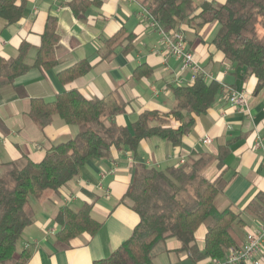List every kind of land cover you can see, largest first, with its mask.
<instances>
[{
    "label": "crops",
    "instance_id": "1",
    "mask_svg": "<svg viewBox=\"0 0 264 264\" xmlns=\"http://www.w3.org/2000/svg\"><path fill=\"white\" fill-rule=\"evenodd\" d=\"M15 1L17 4L25 2L26 8L15 24L9 25L0 18V56L16 57L21 44L27 42L33 47L27 62L33 64L47 21L55 17L60 37L55 48L58 65L50 70L33 68L2 90L0 117L10 132L5 135L0 131V177L9 164L24 165L27 159L41 162L53 146L79 133L78 126L66 124L58 115L51 124L40 129L28 115L32 100L51 103L69 90H77L93 100L115 93L125 104V112L114 117L113 122L132 130L146 111L170 113L174 107L173 90L192 84L189 72L182 71L181 61L160 53L161 38L149 26L143 13L145 6L139 0H97L100 5L90 6L80 17H76L69 6L71 0ZM204 1L225 4L227 0ZM219 28L218 23H213L199 30L187 24H181L178 29L184 32L190 49L197 54L205 71L222 85L214 105L206 115L196 118L194 130L184 137L182 144L174 147L153 137L140 144L136 156L125 149L113 148L106 158L91 159L81 168L79 176L59 192L46 191L41 199L35 198L30 203L34 220L18 243L16 259L26 250L31 253L27 264H94L110 257L132 237L140 222L131 201H124L137 167L165 170L182 166L194 155L197 158L207 154L215 159L204 171L208 180L223 178L228 182L225 195L217 200V205L220 210L231 207L245 221L244 228L234 227L239 245L244 244L248 232L264 224L263 216L247 209L258 194H264V90L256 93L257 78L249 76L246 68L227 60L212 44ZM120 31L135 35L133 50L124 53L128 45L124 41L106 59V42ZM259 33L264 38V27L259 28ZM80 61L90 62L91 71L64 85L59 73ZM142 65L151 67L152 73L137 79L134 74ZM177 79L182 84L179 85ZM230 89L246 93V111L228 102ZM166 120L178 126L172 117ZM104 123L110 125L111 122L106 119ZM206 136L212 139L211 145L202 143ZM259 141L261 146H257ZM225 149L228 153L220 169ZM86 203L93 206L91 216L102 224L100 230L94 236L84 233L68 243H57L60 228L56 218L60 211L69 207L77 212ZM203 226L196 233L201 250L207 233ZM181 247L177 239H168L155 251L153 264H193L188 254L180 251Z\"/></svg>",
    "mask_w": 264,
    "mask_h": 264
},
{
    "label": "trees",
    "instance_id": "2",
    "mask_svg": "<svg viewBox=\"0 0 264 264\" xmlns=\"http://www.w3.org/2000/svg\"><path fill=\"white\" fill-rule=\"evenodd\" d=\"M139 1L165 29H179L181 24H187L199 30L218 23L220 28L212 44L227 60L246 68L249 76L257 78L256 93L264 90V38L259 33V28L264 27V0H227L225 4L216 1L196 4L194 0ZM92 5L98 6L100 2L71 0L69 3L76 17ZM25 8V2L0 0V18L9 25L15 24L22 18ZM57 27V18L49 17L33 64L27 62L33 49L27 42L21 44L16 57L0 56V100L2 90L31 69L50 70L58 65L55 48L60 37ZM135 39L134 34L126 31L117 33L106 42V59L124 41L128 42L124 53L131 52ZM91 69L90 62L80 61L58 76L65 85L85 76ZM151 73V67L142 65L134 76L141 79ZM221 90L219 82H207L202 78L189 86H178L173 90L174 107L170 113L146 111L133 124L132 130L113 122L114 117L125 112V104L115 93L93 100L77 90H69L51 103L32 100L28 115L40 129L51 124L53 117L58 115L66 124L78 126L79 133L53 146L41 162L27 159L23 166L9 164L0 177V264H27L31 257L26 250L16 259L18 243L34 220L31 197L41 199L46 191L59 192L79 176L81 168L91 159H104L113 148L125 149L136 156L140 144L153 137L174 147L180 146L184 137L194 130L196 118L207 114ZM169 117L178 126L167 121ZM106 119L110 125L104 123ZM0 131L5 135L10 132L1 117ZM223 152L220 169L228 149ZM214 160L203 154L197 158L194 155L182 166L165 170L138 166L124 201H131V208L140 222L128 241L110 257L94 264H153L155 251L170 238L180 241V251L186 252L193 264L223 259L229 248L241 247L234 227L244 228L245 221L231 207L220 210L217 205V200L225 195L228 182L223 178L210 181L204 176L205 169ZM92 209L87 203L77 212L69 207L62 209L56 218L60 228L56 234L57 243H68L84 233L97 234L102 224L92 218ZM247 209L264 217V194H258ZM209 220L212 222L207 227L201 250L196 233Z\"/></svg>",
    "mask_w": 264,
    "mask_h": 264
},
{
    "label": "built area",
    "instance_id": "3",
    "mask_svg": "<svg viewBox=\"0 0 264 264\" xmlns=\"http://www.w3.org/2000/svg\"><path fill=\"white\" fill-rule=\"evenodd\" d=\"M144 17L149 26L160 36V53L165 57H173L182 63V71L189 72L190 82L193 84L198 78L207 82L214 81L212 74L205 71L202 67L197 54L189 47L187 38L182 30L165 29L158 24L149 10L144 8ZM180 85L182 81L176 80ZM228 102L240 111L248 109V97L244 91L234 89L229 90ZM204 145H211L212 139L209 136L203 138ZM259 141L257 146H261ZM114 173V171H110ZM105 173L103 177H105ZM264 252V224L259 228L248 232L245 242L241 247H231L228 249L225 258L210 260L208 264H263Z\"/></svg>",
    "mask_w": 264,
    "mask_h": 264
},
{
    "label": "rangeland",
    "instance_id": "4",
    "mask_svg": "<svg viewBox=\"0 0 264 264\" xmlns=\"http://www.w3.org/2000/svg\"><path fill=\"white\" fill-rule=\"evenodd\" d=\"M203 0H196V3H201ZM187 38V37H186ZM20 166H23V164L22 165H20ZM33 200H35V198L34 197H31L30 198V203H32L33 202ZM211 222H212V220H209L204 226H203V228L205 229H207V227H208V225H210L211 224Z\"/></svg>",
    "mask_w": 264,
    "mask_h": 264
}]
</instances>
